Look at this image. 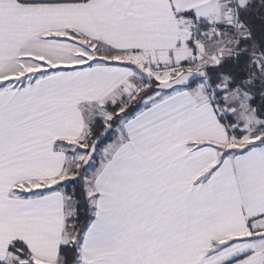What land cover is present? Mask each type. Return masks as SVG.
Masks as SVG:
<instances>
[{
	"label": "snow or ice",
	"instance_id": "6c2138e0",
	"mask_svg": "<svg viewBox=\"0 0 264 264\" xmlns=\"http://www.w3.org/2000/svg\"><path fill=\"white\" fill-rule=\"evenodd\" d=\"M0 264H264V0H0Z\"/></svg>",
	"mask_w": 264,
	"mask_h": 264
}]
</instances>
